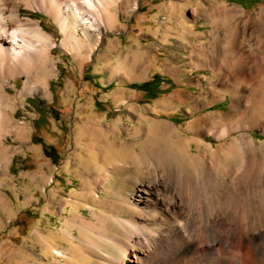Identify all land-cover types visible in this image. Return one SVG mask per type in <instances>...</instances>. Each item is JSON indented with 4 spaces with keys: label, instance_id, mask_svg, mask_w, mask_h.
<instances>
[{
    "label": "bare ground",
    "instance_id": "6f19581e",
    "mask_svg": "<svg viewBox=\"0 0 264 264\" xmlns=\"http://www.w3.org/2000/svg\"><path fill=\"white\" fill-rule=\"evenodd\" d=\"M121 3L0 0V166L8 159L4 140L8 136L18 140L28 130L14 121L16 101L34 91L46 92L55 75L53 36L22 9L49 17L59 30L60 49L81 65L90 61L97 47L92 31L113 30ZM194 4L193 15L206 8L203 0ZM185 6L182 0L176 6L180 18ZM209 8L210 58L219 57L213 74L225 79L212 96L220 100L230 96L228 112L208 122L206 136L219 144L189 141L176 128L154 121L145 129L149 144H141L140 128L135 139L152 154L164 152L167 162L119 147L116 155L106 156V162H112L107 166L97 159L107 135L98 131L87 136L85 162L92 175L88 188L77 196L86 199L90 220L72 216L63 223V235L74 241L68 250L58 245L56 234L38 231L36 240L44 253L67 264H264V141L256 145L246 133L257 130L264 135V7L250 18L241 7L219 0H211ZM18 77L24 78V86L13 97L9 85ZM212 99L203 108L212 105ZM204 121H195L188 132L205 131ZM202 147L204 154L199 152ZM195 171L200 172L196 179ZM112 175L137 177L129 183L135 197L121 196L116 186L113 200L102 197L100 191ZM56 192L53 188L50 194Z\"/></svg>",
    "mask_w": 264,
    "mask_h": 264
},
{
    "label": "rangeland",
    "instance_id": "374dc122",
    "mask_svg": "<svg viewBox=\"0 0 264 264\" xmlns=\"http://www.w3.org/2000/svg\"><path fill=\"white\" fill-rule=\"evenodd\" d=\"M179 1L122 0L114 29L95 27L92 31L97 47L90 61L81 65L60 49L59 30L49 17L40 11L22 9V14L32 13L53 36L55 75L48 81L46 92L34 91L16 101L14 121L27 125L28 130L24 137L16 140L8 136L3 143L9 152L4 167L0 166V264H22L26 260L29 264H67L62 258L44 253L36 237L38 231L56 234L58 245L68 250L74 241L63 235V223L72 216L90 220L87 201L77 194L88 188L92 175L85 162L86 137L97 131L92 127L100 125L98 131L108 137L103 145L100 143L97 155L98 161L105 162L106 156L116 155L119 147L148 156L154 162L159 158L167 162L164 152L152 154L135 139L134 132L140 128V143L149 144L145 129L154 121L176 128L187 140L199 139L214 147L219 144L212 136H206L208 122L228 112L230 96L224 100L212 96L225 79L213 74L219 57L210 58L211 0H203L206 8L196 15L192 14L195 0H182L186 4L182 18L176 7ZM219 1L241 7L247 18L264 7V0ZM248 27L250 30L251 25ZM133 62L137 64L138 74L133 78L137 83L115 74L116 68H129ZM150 65L152 70L144 80L141 70ZM154 71L164 80L157 98L146 100L143 92L131 86L150 81ZM104 82L109 83V88L100 86ZM23 86L22 77L11 82V96L18 97ZM121 89L126 93L120 102H114L112 94ZM130 92H136V96ZM210 99L214 103L203 108ZM166 100L170 104L163 106ZM200 119L205 120V131L189 133L191 124ZM246 133L256 145L263 143L264 135L257 130ZM190 145L195 147L194 143ZM44 146L51 148L50 157L44 155ZM199 152L204 154V148ZM111 163L106 162L107 166ZM205 167L208 171V164ZM194 173L196 179L200 172ZM136 181L137 177L112 175L110 184L100 194L113 200L112 188L116 186L121 196L135 197L129 183ZM53 188L57 191L54 196L50 194ZM240 250L243 253L245 248Z\"/></svg>",
    "mask_w": 264,
    "mask_h": 264
},
{
    "label": "crops",
    "instance_id": "0c3cea01",
    "mask_svg": "<svg viewBox=\"0 0 264 264\" xmlns=\"http://www.w3.org/2000/svg\"><path fill=\"white\" fill-rule=\"evenodd\" d=\"M137 64L135 63V62H133V63H131V65H130V67L129 68H125L124 66L123 67H120V68H116L115 69V74H121L120 76H122V77H124L125 79H127V78H129V80H131V83H137V82H135V81H133V78L135 77V76H137ZM156 67V66H155ZM152 70V68H151V65L149 66V67H144L142 70H141V75L142 76H145V79L144 80H147V75H148V72L149 71H151ZM155 74H158L156 71H154L153 72V75H155ZM127 77V78H126ZM133 81V82H132ZM143 81V80H142ZM101 87H103V88H109V83H106V82H104V83H102V85H100ZM120 88V87H119ZM126 92L123 90V89H121V90H119V91H117V92H115V93H113L112 94V100L114 101V102H120L121 101V99H122V97L123 96H121L122 94H125ZM131 94H132V96H136V92H130ZM120 95V96H119ZM143 119V118H142ZM141 119V120H142ZM140 120V121H141ZM90 127H91V125H90ZM97 127H100V125H97L96 127H92L93 129H95V131L96 132H98V128ZM83 128V127H82Z\"/></svg>",
    "mask_w": 264,
    "mask_h": 264
},
{
    "label": "trees",
    "instance_id": "16d2710c",
    "mask_svg": "<svg viewBox=\"0 0 264 264\" xmlns=\"http://www.w3.org/2000/svg\"><path fill=\"white\" fill-rule=\"evenodd\" d=\"M163 80L164 78L161 75L156 74L152 77L150 81L143 82L141 84H134L131 87L132 89L143 92L146 100H154L157 98L158 94L160 93L159 88L160 85L163 83ZM153 89L155 90V92L152 91ZM48 150H51V148L44 146L43 152L46 157L51 156Z\"/></svg>",
    "mask_w": 264,
    "mask_h": 264
}]
</instances>
